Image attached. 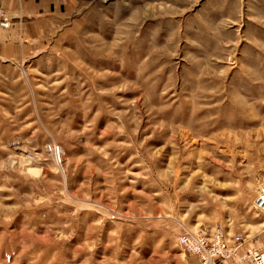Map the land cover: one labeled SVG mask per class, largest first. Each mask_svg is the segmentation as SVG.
Wrapping results in <instances>:
<instances>
[{
    "label": "rangeland",
    "instance_id": "obj_1",
    "mask_svg": "<svg viewBox=\"0 0 264 264\" xmlns=\"http://www.w3.org/2000/svg\"><path fill=\"white\" fill-rule=\"evenodd\" d=\"M5 19L0 264H199L181 238L217 228L261 245L264 0Z\"/></svg>",
    "mask_w": 264,
    "mask_h": 264
},
{
    "label": "built area",
    "instance_id": "obj_2",
    "mask_svg": "<svg viewBox=\"0 0 264 264\" xmlns=\"http://www.w3.org/2000/svg\"><path fill=\"white\" fill-rule=\"evenodd\" d=\"M8 21L0 23L6 27ZM257 210L264 213V183L254 201ZM181 245L198 256L199 264H264V248L249 245L243 236L229 237L223 228H217L210 237L188 233Z\"/></svg>",
    "mask_w": 264,
    "mask_h": 264
},
{
    "label": "crops",
    "instance_id": "obj_3",
    "mask_svg": "<svg viewBox=\"0 0 264 264\" xmlns=\"http://www.w3.org/2000/svg\"><path fill=\"white\" fill-rule=\"evenodd\" d=\"M35 9V0H0V13L8 15H18L22 19L25 16L33 15ZM29 22L21 21V25H28ZM260 237L261 247L264 248V230Z\"/></svg>",
    "mask_w": 264,
    "mask_h": 264
}]
</instances>
